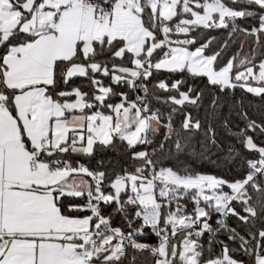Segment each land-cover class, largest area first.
I'll use <instances>...</instances> for the list:
<instances>
[{
  "label": "snow or ice",
  "instance_id": "obj_1",
  "mask_svg": "<svg viewBox=\"0 0 264 264\" xmlns=\"http://www.w3.org/2000/svg\"><path fill=\"white\" fill-rule=\"evenodd\" d=\"M0 264H264V0H0Z\"/></svg>",
  "mask_w": 264,
  "mask_h": 264
},
{
  "label": "trees",
  "instance_id": "obj_2",
  "mask_svg": "<svg viewBox=\"0 0 264 264\" xmlns=\"http://www.w3.org/2000/svg\"><path fill=\"white\" fill-rule=\"evenodd\" d=\"M210 34L211 35H216V36L221 35L219 32H213V33H210ZM173 38L175 39L176 37H173ZM179 38L182 39L183 37H179ZM234 51H235V48H232V49H230V51L226 55H231L232 52H234ZM160 78L161 79L172 80V79H179L180 76L179 75H174V74H169V73H167V72H165V71L162 70L161 73H160ZM74 83L79 84L80 83V80L77 79V80L74 81ZM104 83L107 85L108 84V80L105 79L104 80ZM113 87H115V86H113ZM116 90L117 91H120L122 89L121 88H117ZM82 162H85V161H82ZM192 166L193 167H196L199 170L204 171V172H210V173H214V174H217V175L222 174L220 171H218L217 169H215L214 166H212L211 164H209L207 161L196 160V161L192 162ZM225 175H226V173H225ZM189 209H191V205L190 204H189ZM118 220H119V218L117 217L116 218V221L118 222ZM230 223H231V221H230ZM221 239H225V237L221 236ZM153 241H154V238L150 236L148 238V242L151 243Z\"/></svg>",
  "mask_w": 264,
  "mask_h": 264
}]
</instances>
